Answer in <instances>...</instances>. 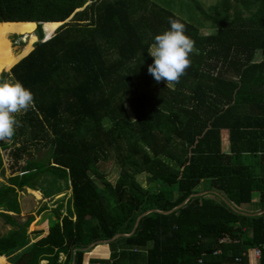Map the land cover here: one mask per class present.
Masks as SVG:
<instances>
[{
    "label": "trees",
    "instance_id": "obj_1",
    "mask_svg": "<svg viewBox=\"0 0 264 264\" xmlns=\"http://www.w3.org/2000/svg\"><path fill=\"white\" fill-rule=\"evenodd\" d=\"M193 7L196 26L153 0H0V82L19 81L35 97L14 137L0 141L12 147L9 169L25 157L9 186L0 185V264L28 244L35 219L20 218L13 192L48 178L66 185L70 210L58 203L46 234L12 264H82L90 244L130 234L144 212L169 211L201 192L171 214L144 216L132 236L108 244L110 258L88 264H248L243 253L254 247L264 264V214L223 202L238 210L256 193L255 212L264 211V0ZM170 18L186 25L196 49L174 87L148 72V48ZM204 22L212 32L199 33ZM12 35L26 43L16 54ZM38 145L47 158L26 157ZM109 155L119 167L112 185L98 173Z\"/></svg>",
    "mask_w": 264,
    "mask_h": 264
},
{
    "label": "rangeland",
    "instance_id": "obj_2",
    "mask_svg": "<svg viewBox=\"0 0 264 264\" xmlns=\"http://www.w3.org/2000/svg\"><path fill=\"white\" fill-rule=\"evenodd\" d=\"M153 1L157 2L160 5H164L166 8L173 11L178 17L184 19L186 22H189L190 24H193L194 26H196L199 23L198 21H200V19H201V16L195 10V7H193V0H153ZM195 1L199 2L200 6L203 9H206L209 6H213L214 4H217V2L219 0H195ZM68 21L69 20H67V22ZM203 24L206 25V27L199 29L200 34L201 33H203V34L204 33H210L213 31V29L209 28V26L207 27V25H208L207 23L204 22ZM36 29H37V25L35 26L34 31H33V35L36 37V40L32 43V46L38 40V38L36 36ZM42 29L44 32L43 26H42ZM55 30H54V32H55ZM51 35H49V37ZM47 38L48 37H46L45 32H44V39H47ZM28 39L29 38L27 37V40ZM8 40L10 41V44L13 48H16V47L18 48L17 51H13V53H15V54L18 52H21L22 49L24 48L25 44H26L25 41L22 39V37L17 36V35L9 36ZM1 73H5V72H3L2 68H0V76H1ZM2 82L15 83L8 77H4L2 79ZM163 82L166 84L165 81H163ZM221 139H222L223 150H227L228 149V139H227V132L226 131H222ZM11 148L12 147L9 145L5 146L4 148H0V160H1V168H0V180H1V182H0V185L5 186V187L9 186L8 185L9 183L7 182L8 179L12 178L13 176H15L17 174V172H16L17 168L23 166L24 161H25V157H24L21 161H19L20 166L13 167L15 169H11V168L9 169V167L11 165L10 164L11 161L8 157V151ZM47 155H48L47 147H44L42 145H38L37 147L32 146L30 148L29 155H26V157H29L35 161H39V160H43V159L45 160L47 158ZM98 173L103 178V180H105L109 184L112 185L115 182V180L118 178V175H119V167L117 166L112 155L107 156L105 160L99 161ZM2 175H5V177L3 178ZM49 179L50 178H48L47 180H41V182H39L38 184H40V186H39L40 189H46V190H53V189H55V186L57 185L56 186L57 191H55L54 193H51V195H44L43 193L39 194V192H37V191L33 193V192H31V190L30 191H27V190L21 191L20 190V192H19L20 193V199L22 198L21 203H22L23 210L29 211L32 208V210L30 212H27V213L28 214L31 213L32 215H36L34 221L28 227V230H30V231L37 230L36 228L41 229L43 226H44V228L41 229V231H43V230L45 231L47 229L45 227V224L47 223L46 219L48 216H51V218L54 217L52 215V210L54 209V207L58 203H60L62 205L61 213L66 212L65 208H67V205H68V209L70 210V201L68 199L69 190H66V185L61 181H58L57 183H55V185L50 184ZM138 179H139V182L143 186H146V180H145L144 175H140ZM94 182L96 183V185L98 187H101V185H102L101 180L94 179ZM257 208H258V199H257L256 193H254L252 196L251 203L239 206L238 210L246 212V213H248L249 211H250L249 213H254L253 211H256ZM27 213L24 212V216L23 217L20 216V218H23V219L26 218L28 216ZM47 224L49 225V221ZM4 230L5 229H3L1 227L0 233H1V231L3 232ZM43 235H44V233L41 236H43ZM94 252H97L99 254H95ZM110 253L111 252H110L108 245H98V246L92 247L89 250H85V253L83 255V263L82 264H88V261L91 258L102 259V260L108 259L111 257ZM248 261L250 264H254L256 262L254 259H251V258H249ZM41 263L43 264L44 261H42Z\"/></svg>",
    "mask_w": 264,
    "mask_h": 264
},
{
    "label": "clouds",
    "instance_id": "obj_3",
    "mask_svg": "<svg viewBox=\"0 0 264 264\" xmlns=\"http://www.w3.org/2000/svg\"><path fill=\"white\" fill-rule=\"evenodd\" d=\"M170 29L154 37L148 48L153 63L148 72L159 83L174 87L191 67V54L196 52L195 41L186 35V25L179 19H169ZM34 93L21 82H0V141L11 139L22 123L18 115L34 107Z\"/></svg>",
    "mask_w": 264,
    "mask_h": 264
},
{
    "label": "water",
    "instance_id": "obj_4",
    "mask_svg": "<svg viewBox=\"0 0 264 264\" xmlns=\"http://www.w3.org/2000/svg\"><path fill=\"white\" fill-rule=\"evenodd\" d=\"M4 23H7V22H4ZM18 23H23V22H18ZM64 23H65V22L58 23V24H59L58 27H60V26H61L62 24H64ZM0 24H3V22L0 23ZM34 24H35V23H34ZM35 26H36V24H35ZM58 27H57V28H58ZM47 39H48V38H47ZM44 40H46V39H44ZM205 193H207V192H201V193H198V194L190 195V196L187 197V198H186V199H185V200H184L179 206H177V207H175V208H173V209H171V210H169V211H166V212H164V211H156V210H148V211L144 212L143 214H141L140 216L137 217V219H136V221H135V223H134V226H133V228H132L130 234H115L111 239H108V240H102V241H96V242L90 244V245H89L86 249H84V250H89L90 248H92V247H94V246H98V245H108L109 243H111L112 241H114V240H116L117 238H120V237H130V236H132V235L134 234V232H135V230H136V228H137V226H138L139 221H140L144 216H146V215H148V214H151V213H159V214H163V215L171 214L172 212L178 210V209L181 208L183 205H185V203L188 202L191 198L201 197L202 195H205ZM223 202H224V204H225L228 208H230L231 210H234L235 212L240 213V214L245 215V216H254V217H256V216H259V215L264 214V211H258V212H254V213H246V212L238 211V210H236L235 208H233V206H231V205H230L229 203H227L226 201L223 200ZM74 263H75V260L72 259L71 264H74Z\"/></svg>",
    "mask_w": 264,
    "mask_h": 264
},
{
    "label": "crops",
    "instance_id": "obj_5",
    "mask_svg": "<svg viewBox=\"0 0 264 264\" xmlns=\"http://www.w3.org/2000/svg\"><path fill=\"white\" fill-rule=\"evenodd\" d=\"M2 177L4 178L5 177V175H2ZM0 182H1V180H0ZM39 186H40V184H38L37 186H36V190H31V192H39V194H44V195H46L45 194V190L46 189H40L39 188ZM22 190H27V191H30L29 189H26V188H24V189H21V191ZM20 190H15V192H13V198H15V200L19 203V207H20V216L21 217H23L24 216V212H30L31 210H32V208L29 210V211H25V210H23V207H22V203H21V199H20ZM60 194V193H59ZM256 196H257V194H256ZM258 197V196H257ZM1 212V211H0ZM37 212V211H36ZM250 212V211H249ZM248 212V213H249ZM253 212H255V211H253ZM6 214H8V215H12V213H10V212H6ZM28 214V213H27ZM28 215H32L31 213H29ZM34 217L36 216V215H33ZM46 221H47V223H48V219H46ZM45 224V227L47 228L48 227V224ZM44 228V226L41 228V229H43ZM37 230H33V231H30V230H28L29 231V242H28V244L27 245H25V246H23V247H21V248H19V249H17V250H15V251H12L11 253H9V254H7V255H1V257L3 258V261H4V263L5 264H12V261H13V259H16V257H18L24 250H25V248L29 245V244H31L32 242H34L35 240H37L43 233L44 234H46V232H47V229L44 231H41V229L40 228H36ZM42 264V263H41ZM44 264V263H43Z\"/></svg>",
    "mask_w": 264,
    "mask_h": 264
},
{
    "label": "built area",
    "instance_id": "obj_6",
    "mask_svg": "<svg viewBox=\"0 0 264 264\" xmlns=\"http://www.w3.org/2000/svg\"><path fill=\"white\" fill-rule=\"evenodd\" d=\"M229 240L227 238H219L217 240V245H222V244H225V243H228ZM220 253V249L219 248H216L214 250H212L211 252V255L212 256H215V255H218ZM207 255L204 253L201 255V259H199V263L202 262V259L204 257H206ZM243 257L246 259L247 263H249L248 259L251 258V259H254L256 262L254 264H258L259 260H260V257H261V249L259 247H254V248H251L249 250H247L246 252L243 253ZM236 261L240 262V259H236Z\"/></svg>",
    "mask_w": 264,
    "mask_h": 264
}]
</instances>
